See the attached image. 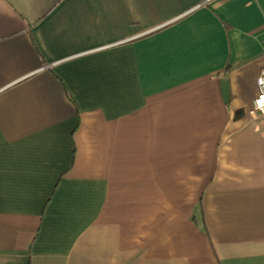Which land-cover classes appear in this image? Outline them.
<instances>
[{"label":"crops","instance_id":"crops-1","mask_svg":"<svg viewBox=\"0 0 264 264\" xmlns=\"http://www.w3.org/2000/svg\"><path fill=\"white\" fill-rule=\"evenodd\" d=\"M263 69L264 0H0V264H264Z\"/></svg>","mask_w":264,"mask_h":264},{"label":"built area","instance_id":"built-area-1","mask_svg":"<svg viewBox=\"0 0 264 264\" xmlns=\"http://www.w3.org/2000/svg\"><path fill=\"white\" fill-rule=\"evenodd\" d=\"M258 95L253 101L252 115L257 118L258 116H264V69L261 71L257 80Z\"/></svg>","mask_w":264,"mask_h":264},{"label":"water","instance_id":"water-1","mask_svg":"<svg viewBox=\"0 0 264 264\" xmlns=\"http://www.w3.org/2000/svg\"><path fill=\"white\" fill-rule=\"evenodd\" d=\"M222 86H223V94H224V97L225 99H229V82L228 80H223L222 81Z\"/></svg>","mask_w":264,"mask_h":264},{"label":"trees","instance_id":"trees-1","mask_svg":"<svg viewBox=\"0 0 264 264\" xmlns=\"http://www.w3.org/2000/svg\"><path fill=\"white\" fill-rule=\"evenodd\" d=\"M243 115L242 112L237 113L236 118H240Z\"/></svg>","mask_w":264,"mask_h":264}]
</instances>
